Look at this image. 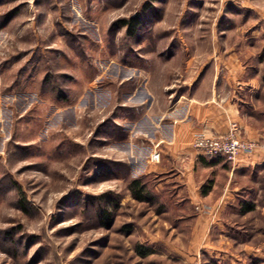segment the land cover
<instances>
[{
	"label": "rangeland",
	"instance_id": "obj_1",
	"mask_svg": "<svg viewBox=\"0 0 264 264\" xmlns=\"http://www.w3.org/2000/svg\"><path fill=\"white\" fill-rule=\"evenodd\" d=\"M243 1L0 0V264H264V179L212 206L168 175L145 176L151 203L128 191L156 161L166 85L214 71V43L253 21L263 33L243 64L264 70V0Z\"/></svg>",
	"mask_w": 264,
	"mask_h": 264
},
{
	"label": "crops",
	"instance_id": "obj_2",
	"mask_svg": "<svg viewBox=\"0 0 264 264\" xmlns=\"http://www.w3.org/2000/svg\"><path fill=\"white\" fill-rule=\"evenodd\" d=\"M241 6L254 9L255 2L245 0ZM259 23L247 22L250 31L246 34L239 27L234 44L214 43V71L180 75L175 84L166 85L168 105L149 139V157L154 153L159 157L146 161L145 174L170 176L191 206H212L224 199L236 202L244 185L264 179V70L246 71L243 60L247 56L241 55L246 45L258 44L263 33ZM231 124L237 127L238 138L256 143L251 153H239L234 162L224 164L215 158L205 160L192 147L195 135L221 137ZM191 220L193 237L204 238L208 219L198 214ZM216 220L220 222L218 216Z\"/></svg>",
	"mask_w": 264,
	"mask_h": 264
},
{
	"label": "built area",
	"instance_id": "obj_3",
	"mask_svg": "<svg viewBox=\"0 0 264 264\" xmlns=\"http://www.w3.org/2000/svg\"><path fill=\"white\" fill-rule=\"evenodd\" d=\"M256 143L238 138V131L235 124H231L228 132L221 137H212L205 134H197L192 141V147L199 150L202 156L223 158L234 162L239 153H251ZM264 147V145L262 146ZM158 153L152 158L158 160Z\"/></svg>",
	"mask_w": 264,
	"mask_h": 264
},
{
	"label": "trees",
	"instance_id": "obj_4",
	"mask_svg": "<svg viewBox=\"0 0 264 264\" xmlns=\"http://www.w3.org/2000/svg\"><path fill=\"white\" fill-rule=\"evenodd\" d=\"M157 1V0H152ZM122 25L125 26V32L127 34L134 36L135 30L141 25V20L139 17L134 16L129 19H122L121 20ZM217 160H222L224 164L229 163L228 160L217 157ZM147 174H139L138 176H135L128 184V191L130 192L132 198L136 200L137 202H146L151 203L153 200L150 197V192L147 187V183L144 181ZM151 175V174H148ZM105 206L107 208H104L99 213L98 221L100 222V225L103 228L109 229L112 225V219H113V211L118 208L119 202L117 198L110 197L106 200Z\"/></svg>",
	"mask_w": 264,
	"mask_h": 264
}]
</instances>
